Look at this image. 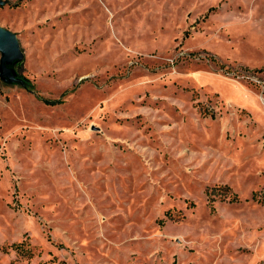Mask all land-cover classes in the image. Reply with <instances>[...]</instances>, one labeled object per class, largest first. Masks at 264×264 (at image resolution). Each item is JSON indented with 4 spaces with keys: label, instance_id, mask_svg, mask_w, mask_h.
Here are the masks:
<instances>
[{
    "label": "rangeland",
    "instance_id": "rangeland-1",
    "mask_svg": "<svg viewBox=\"0 0 264 264\" xmlns=\"http://www.w3.org/2000/svg\"><path fill=\"white\" fill-rule=\"evenodd\" d=\"M0 27V264H264V0H0Z\"/></svg>",
    "mask_w": 264,
    "mask_h": 264
},
{
    "label": "water",
    "instance_id": "water-1",
    "mask_svg": "<svg viewBox=\"0 0 264 264\" xmlns=\"http://www.w3.org/2000/svg\"><path fill=\"white\" fill-rule=\"evenodd\" d=\"M17 53V42L15 36L8 30L0 27V72L2 75H7L10 63Z\"/></svg>",
    "mask_w": 264,
    "mask_h": 264
},
{
    "label": "trees",
    "instance_id": "trees-1",
    "mask_svg": "<svg viewBox=\"0 0 264 264\" xmlns=\"http://www.w3.org/2000/svg\"><path fill=\"white\" fill-rule=\"evenodd\" d=\"M253 197H254V195H253ZM259 200L264 202V198H259ZM15 247H17V245H15Z\"/></svg>",
    "mask_w": 264,
    "mask_h": 264
}]
</instances>
